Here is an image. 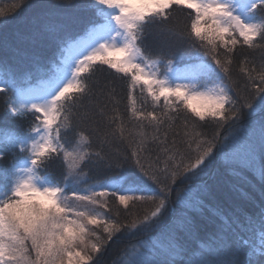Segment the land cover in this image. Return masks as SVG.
<instances>
[{
    "label": "snow or ice",
    "instance_id": "1",
    "mask_svg": "<svg viewBox=\"0 0 264 264\" xmlns=\"http://www.w3.org/2000/svg\"><path fill=\"white\" fill-rule=\"evenodd\" d=\"M25 14L0 38V264H102L136 233L123 264H264V0H13L0 26Z\"/></svg>",
    "mask_w": 264,
    "mask_h": 264
},
{
    "label": "trees",
    "instance_id": "2",
    "mask_svg": "<svg viewBox=\"0 0 264 264\" xmlns=\"http://www.w3.org/2000/svg\"><path fill=\"white\" fill-rule=\"evenodd\" d=\"M13 3V0H0V7H6L11 5ZM30 14H25L24 16L16 17L8 21L7 24L0 26V38L7 37L10 41L15 40L17 37V34H23L26 31L27 28V17ZM146 51H148L150 54L155 55L159 49L156 48L153 44V40L150 37L146 41ZM251 56H254L259 60V57L261 56L260 50H256L254 52L249 53ZM239 59V57H238ZM51 61H46L44 62L38 69L28 71L24 73V75L21 78V84L20 87L24 88L26 86L30 85H36L38 84L41 80H44L47 78V74L51 68ZM181 66V65H178ZM97 76L100 78L101 82L104 79H107L103 74L97 73ZM121 98H122V104H121V109H123L124 104L126 103V99L124 98V93H120ZM0 109H2V104H0ZM254 119H259V117H255ZM4 122L0 120V126H2ZM9 126H11V123L9 122ZM229 133L234 134L235 136H244L248 134L251 131L256 132V139L257 142H259V132H258V127L255 129H249L247 123L244 125H236L232 128H229L226 130ZM1 134V133H0ZM0 135V139H2ZM51 171L53 174L58 178L62 172H63V167L60 164L59 161H54L50 166ZM212 173H216L217 175H227L228 173L226 170H224L222 167L217 165L211 170ZM204 179H207L205 177ZM235 183H238L241 187H244L245 190H249L248 186L243 182V181H234ZM86 183H90V181H86ZM70 190V189H69ZM173 201H175V193H173ZM176 207V205L172 202L169 204V215L172 214V209ZM178 211V209H177ZM207 232L204 231L202 232V235H206ZM156 240V237L149 236L146 233H136L135 235L131 236H122L119 241L113 242L112 244L109 245L108 250L104 253L102 257V264H123L124 260L131 259V255H122L125 251V249H128L129 253L131 251V248L133 246H137L138 242H144L145 244L152 243ZM160 243H164V241L161 239Z\"/></svg>",
    "mask_w": 264,
    "mask_h": 264
},
{
    "label": "rangeland",
    "instance_id": "3",
    "mask_svg": "<svg viewBox=\"0 0 264 264\" xmlns=\"http://www.w3.org/2000/svg\"><path fill=\"white\" fill-rule=\"evenodd\" d=\"M178 69H181V68H183V67H177ZM41 84V87L43 86L42 85V82L40 83ZM35 88H39V87H35ZM86 186H87V183L85 182V183H82V184H79V185H72V186H70V190L69 191H71V188H76L78 191H83L85 188H86Z\"/></svg>",
    "mask_w": 264,
    "mask_h": 264
}]
</instances>
